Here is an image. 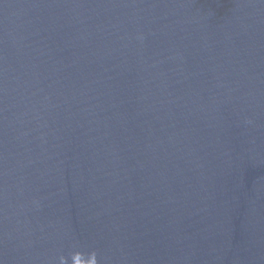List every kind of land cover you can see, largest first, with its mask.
Instances as JSON below:
<instances>
[{
	"label": "water",
	"instance_id": "95a60500",
	"mask_svg": "<svg viewBox=\"0 0 264 264\" xmlns=\"http://www.w3.org/2000/svg\"><path fill=\"white\" fill-rule=\"evenodd\" d=\"M0 264H264V0H0Z\"/></svg>",
	"mask_w": 264,
	"mask_h": 264
}]
</instances>
